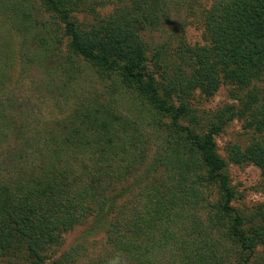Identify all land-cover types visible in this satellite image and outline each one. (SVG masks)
<instances>
[{
  "label": "trees",
  "instance_id": "trees-1",
  "mask_svg": "<svg viewBox=\"0 0 264 264\" xmlns=\"http://www.w3.org/2000/svg\"><path fill=\"white\" fill-rule=\"evenodd\" d=\"M118 1L104 18L97 0H0V264H250L264 249V205L247 220L238 212L216 129L181 125L189 108L174 98L264 77V0H211L199 20L208 42L182 43L176 56L189 61L176 71L167 45L149 58L143 37L172 21L173 0ZM85 12L92 23L80 22ZM27 41L34 51L22 49ZM19 60L43 69L48 93L77 99L71 110L43 123L21 111L7 94L23 82L12 73ZM238 115L264 135V96L251 95ZM231 156L264 175V139ZM105 215L98 255L82 246L55 255L65 234Z\"/></svg>",
  "mask_w": 264,
  "mask_h": 264
},
{
  "label": "rangeland",
  "instance_id": "rangeland-1",
  "mask_svg": "<svg viewBox=\"0 0 264 264\" xmlns=\"http://www.w3.org/2000/svg\"><path fill=\"white\" fill-rule=\"evenodd\" d=\"M97 1L105 4L103 9H99L104 18L110 15L115 8L113 0ZM211 2V0H196L193 10L185 5L181 10L179 7V11L174 6L176 0H173V7L170 10L172 21L165 24L159 31L143 30V37L152 49L149 52V58H152L156 48L166 44L169 52L168 61L172 64L174 71L179 67L187 70L186 64L189 58L184 57L180 60L175 52L182 43H187L196 48L207 44V36L199 20L201 11L203 8L209 7ZM116 4L121 5L118 0ZM78 17L80 22L86 24L92 23L94 19L92 14L86 12L78 15ZM1 19L0 17V33L2 31ZM33 44L28 42L22 49L25 51L29 48L34 51L35 44ZM12 73L14 76H19L23 82L16 86L15 91L10 88V93H7L8 96L22 100L17 104V106L21 107V111L24 110V106L25 108H33L37 114L35 119L41 123L46 121V119L61 118L63 113L71 110L76 102L74 100H77L73 97V99L65 102V99L61 97L56 89H51L54 91H49L50 93H48L46 91L48 87L45 85L43 69L40 66H25L19 60L18 63H14ZM86 78H88L87 74ZM87 87H89V84ZM253 94H257L258 99H262L264 96V77L248 88H239L232 83H223L216 93L210 97L206 96L201 90L196 89L186 98L183 96L174 98L176 106L184 102V105L189 108L188 116L180 121L181 125L189 126L199 134H204L211 128L216 129L215 140L218 154L227 162L226 174L229 176L235 192L233 206L246 220L257 212L260 206L264 205V175L252 163H236L233 156H231V151L235 146L245 150L255 140L264 139V135L260 136L254 130L247 129L245 117L238 115ZM194 116L196 121L193 118ZM165 121L168 123V120ZM160 140L152 143L153 152L148 155L149 162L153 159L158 148H154V144L158 146ZM149 162L148 164H150ZM159 173V177H166L161 168ZM208 194L209 200L214 201L218 195L217 186L211 188ZM110 221L111 217L106 215L89 219L83 226L65 234L63 245L54 249L53 252L55 255H59L64 251L82 246L89 257L98 255L104 247ZM249 226L250 223L248 222L246 228H249ZM225 242L226 249L229 250L233 259L238 249L228 239ZM249 258L250 264H264V249L258 248Z\"/></svg>",
  "mask_w": 264,
  "mask_h": 264
}]
</instances>
